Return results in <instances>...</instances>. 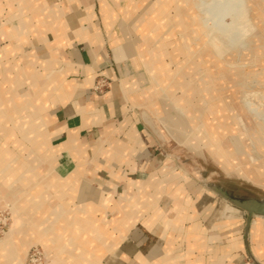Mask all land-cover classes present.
<instances>
[{"label": "crops", "instance_id": "crops-1", "mask_svg": "<svg viewBox=\"0 0 264 264\" xmlns=\"http://www.w3.org/2000/svg\"><path fill=\"white\" fill-rule=\"evenodd\" d=\"M113 1L0 0V209L14 216L0 264H24L35 245L47 264H264V221L247 242L246 214L156 155L129 110L153 104L204 158L264 190L178 124L136 55L147 2Z\"/></svg>", "mask_w": 264, "mask_h": 264}, {"label": "bare ground", "instance_id": "bare-ground-1", "mask_svg": "<svg viewBox=\"0 0 264 264\" xmlns=\"http://www.w3.org/2000/svg\"><path fill=\"white\" fill-rule=\"evenodd\" d=\"M119 1L121 0L113 1L114 5H117ZM127 1L130 4L133 2V0ZM184 3L187 10L183 11L186 13L195 11L202 18L199 17L200 19L190 26L187 25L188 22H184L180 14H177L173 21L164 19L158 25L160 20L155 21L149 31L136 41L133 40L136 55L141 58L151 82L155 81L157 88L164 94L165 101L181 127H184L197 142L208 146L218 159L245 179L264 182V169L260 167L259 160H252L250 150L248 151L250 146L264 155V110L252 102L255 98L264 103V96L261 95L258 87L254 89L249 87L252 89L249 93L242 91L244 84L252 81L253 78H260L259 84L264 85V62H261L263 68L261 72L250 70L248 74H244L242 66H248V62H250L249 65L258 64V55L252 53L254 48L243 53L242 51L249 45L235 38L226 37L228 29L238 25L236 24L238 20L247 19L250 22L248 17L244 18L246 10L243 5L244 0H184ZM191 5L193 8L190 7ZM176 6L178 10L179 5ZM133 11L124 13L123 19H130L129 13ZM169 26L172 27L167 31ZM200 27L204 28L202 33L204 37L198 36L196 32ZM171 29L181 34L179 41H174ZM218 33H222L224 37L218 36ZM259 39L260 35L257 36V45H259ZM200 43L204 46L198 52ZM223 44H226V47ZM168 46L172 47V52H169ZM234 51L236 53L232 55ZM182 55L185 57L186 64L180 62L179 57ZM244 55L247 64L240 63L244 61ZM167 56H170L172 63L176 65V71L173 73L164 62ZM213 67H217L219 73L214 74ZM200 73L204 78L201 85L203 91H199L194 98L191 93L194 90L198 92L197 77ZM179 85L183 87L184 96L176 98L177 96L175 97L172 92ZM242 93L246 94L243 105L239 103ZM207 104L217 114L216 123L209 119L205 107ZM258 219L264 221L260 217Z\"/></svg>", "mask_w": 264, "mask_h": 264}, {"label": "rangeland", "instance_id": "rangeland-1", "mask_svg": "<svg viewBox=\"0 0 264 264\" xmlns=\"http://www.w3.org/2000/svg\"><path fill=\"white\" fill-rule=\"evenodd\" d=\"M115 1V0H114ZM147 2V3H146ZM144 3H146L145 5V7L144 8H142V12H140L139 14H138V16H141L140 17V20H141V22L143 23V21H144V18H146V21H144V23L143 24H141V26L143 25V27H141V35H142V33H143V35L147 32V31H149V29H150V26H152L153 25V23L156 21V22H158L159 20V22L157 23V25L158 24H160L161 22H163V20L164 19H169L170 21H173L174 20V18L177 16V14H180L181 16H182V18H184V22H188L187 23V25L188 26H190V25H192L195 21H198L200 18L199 17H201L200 15L198 16L197 15V12H195V11H190V12H188V13H186L185 11L187 10L186 9V7H185V3H184V0H145L144 1ZM143 3V4H144ZM247 3V4H246ZM176 5H179V9L177 10V8H178V6H176ZM243 5L245 6V16H244V18H249L250 19V22L247 20V19H245V20H238L237 22H236V24H238V25H236L234 28H230V29H228V31H227V33H226V37H232V38H235L237 41H239V42H245L244 44L245 45H249V47H247V48H245L242 52L243 53H246L247 51H249V49L250 48H254V51H252V53L254 54V53H257V59L259 60V62H258V64H259V66L264 62V0H244V3H243ZM181 6V7H180ZM151 7H154L155 8V11L154 12H151L150 10H149V8H151ZM191 8H193L192 7V5L190 6ZM113 10V9H112ZM183 10H185V11H183ZM132 12H130L129 14H131ZM128 14V15H129ZM239 14H241V13H239ZM115 15H117V14H115ZM202 18V17H201ZM240 22H242V23H240ZM146 24V25H145ZM172 26H174V23H172ZM172 26H169V28H168V30L167 31H169V29L172 27ZM252 27V29H250ZM247 28V29H246ZM203 29L204 28H202V27H200L199 29H197V33H198V36L200 35V36H202V37H204L203 36ZM234 29V30H233ZM251 31H250V30ZM188 30V29H187ZM242 30V31H241ZM246 30V31H245ZM127 31V30H126ZM164 31V30H163ZM166 30H165V32H167ZM170 31H172L173 32V36H174V41L175 42H177V41H179L180 39H181V34L177 31V30H175V29H171ZM233 31V32H232ZM247 31H248V33H247ZM200 32V33H199ZM240 32H242V33H240ZM244 32V33H243ZM249 32H250V34H249ZM260 33V34H259ZM163 35V34H162ZM218 36H221V37H224L223 36V34L222 33H218L217 34ZM236 35V36H235ZM258 35H260V39H259V41H258V44L259 45H257V36ZM242 36V37H241ZM161 40H162V38H161ZM199 42H200V40H199ZM202 44H203V41H202ZM201 43L199 44V46H198V52L200 51V49H202L201 47L202 46H204V45H202ZM256 44V45H255ZM194 46L196 45V43L195 44H193ZM225 47H226V44H223ZM197 47V46H196ZM195 47V48H196ZM167 48H169L168 50H169V52H172V47L171 46H168ZM228 48V47H227ZM223 50H225L224 48H223ZM201 52H203V50L201 51ZM234 53H236L235 51L234 52H232L231 54L232 55H234ZM138 56V55H137ZM244 61L243 62H240V63H242V64H247V62H245V60H246V56L244 55ZM138 58V60H139V62L142 64V66L144 67V65H143V63H142V61H141V58H139V57H137ZM180 58V62H181V64H186V60H185V57L182 55V56H180L179 57ZM234 58V57H233ZM254 59V58H253ZM247 60H249L248 58H247ZM164 62H167V64L168 65H170V69L169 70H171L172 71V73L173 72H175L176 71V65L175 64H173L172 63V61H171V58H170V56H167L166 57V59H165V61ZM262 62V63H261ZM240 63H238V66H240ZM249 64H250V62H248ZM166 64V63H165ZM248 64V66H245V65H243L242 66V68H243V71H244V74H248L249 72H250V70H254V71H259V72H261L262 71V69H261V67H259V66H255V65H253V66H251V65H249ZM232 68H235V67H232ZM144 69H145V67H144ZM167 69V70H168ZM218 68L217 67H213V73L214 74H216V73H219L218 71H219V69L217 70ZM236 69V68H235ZM243 74V77H245V75ZM216 76H218V75H216ZM197 79H198V92L196 91V90H194L193 92H192V94H191V96L192 97H197V95H198V93H199V91H203L202 89H201V85H202V83H203V81H204V78H203V74L202 73H200L199 74V76L197 77ZM255 80V81H254ZM257 82V83H256ZM259 82H261V79L260 78H258V79H252V81L250 80V81H247L246 83H247V85H245L244 84V86H243V89H242V91L243 92H247V93H249V92H251L252 91V89H250V88H259L260 89V93H262L261 95H263L264 96V85H261V84H259ZM154 85V84H153ZM154 87L155 88H157L156 87V85H154ZM225 87H227L226 85H225ZM250 87V88H249ZM194 88V87H193ZM206 89H208V88H206ZM205 90V89H204ZM178 91V92H177ZM195 91H196V93H195ZM182 93V94H181ZM173 94H174V96L176 97V98H180V97H183L184 96V92H183V87H182V85L180 86H178L177 88H174L173 89ZM243 95L240 97V99H239V103H241V105H243V103H244V100H245V96H246V94L245 93H242ZM158 95H159V97H160V99L162 100V101H164L166 104H167V102L165 101V96H164V94L163 93H161L160 92V90H158ZM180 95V96H179ZM230 98V97H229ZM253 99H255V98H253ZM252 99V102L257 106H261V108H262V110H264V103H262L261 101L259 102V100H253ZM242 102H241V101ZM129 110L133 113V114H135V115H137V111L136 110H134L133 108H131V107H129ZM214 115H215V113H214ZM216 116V115H215ZM153 148H154V150L156 151V155H160V156H162L163 158H165V157H168V155L165 153V151L160 147V145L158 144V142L156 141V144H154L153 145ZM249 150H251V151H249ZM198 151V153H200V154H202L203 152L202 151H200V150H197ZM248 151H249V153H250V155H251V158H252V160L253 161H257V160H259V164H261L262 162V160H264V155H262V154H260L259 152H257L256 150H254L253 148H251L250 146L248 147ZM170 158V157H169ZM172 159V158H171ZM205 159L207 160V164L208 165H210L211 167H213V168H216V169H219V170H221V172H223L224 173V175L225 174H228V172L226 171V170H224L223 169V167H221L220 165H219V162H217V161H215V160H211V159H209V158H207V157H205ZM173 160V159H172ZM171 166L173 167V168H175V169H177V168H179L180 170H183L178 164H177V162L175 161V160H173V162H171ZM178 170V169H177ZM179 171V170H178ZM184 171V170H183ZM185 172V171H184ZM187 173V172H186ZM188 174V173H187ZM189 175V174H188ZM190 176V175H189ZM190 178H192L191 176H190ZM233 178H235V177H233ZM197 184H199L194 178H192ZM249 180H251V179H249ZM252 180H254V181H258V180H255V179H252ZM259 183H263L264 184V182H261V181H258ZM200 185V184H199ZM201 186V185H200ZM206 190V189H205ZM5 209H9V210H11V212H12V220H11V223H10V228H9V231L7 232V235H6V237L3 239V240H1V243H0V246L7 240V238L9 237V232H10V230H11V227H12V223H13V220H14V216H13V206L11 205V204H5L4 205V207L3 208H1L0 209V211L1 210H5ZM95 210V209H94ZM257 220V218H254L253 220ZM264 219V218H263ZM3 241V242H2ZM35 247H38V248H41L40 246H38V245H35V246H32L29 250H28V252L32 249V248H35ZM41 250H42V248H41ZM43 253H44V261H43V264H47V258H46V254H45V252L43 251ZM29 254V253H28ZM28 254H27V256H28ZM26 260H27V257H26V259H25V261H24V263L26 262ZM250 261L253 263V261L251 260V258H250ZM254 264V263H253Z\"/></svg>", "mask_w": 264, "mask_h": 264}, {"label": "water", "instance_id": "water-1", "mask_svg": "<svg viewBox=\"0 0 264 264\" xmlns=\"http://www.w3.org/2000/svg\"><path fill=\"white\" fill-rule=\"evenodd\" d=\"M133 109L168 157L175 160L204 189L246 214L245 238L248 242L253 219L264 218V190L230 174L224 175L221 170L208 165L195 147L169 130L153 104L142 103L133 106ZM250 258L254 264H259L251 254Z\"/></svg>", "mask_w": 264, "mask_h": 264}, {"label": "built area", "instance_id": "built-area-1", "mask_svg": "<svg viewBox=\"0 0 264 264\" xmlns=\"http://www.w3.org/2000/svg\"><path fill=\"white\" fill-rule=\"evenodd\" d=\"M107 85H108L107 81L104 79H101L96 84L94 91L102 92L106 90ZM11 210L5 209V210L0 211V241L5 238V236L7 235V232L9 231L10 223L12 220ZM28 253L29 254L27 256V260L25 264H43L45 256L41 248H38V247L32 248Z\"/></svg>", "mask_w": 264, "mask_h": 264}]
</instances>
